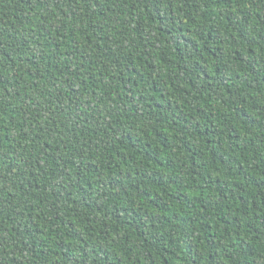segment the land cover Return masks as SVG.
I'll return each instance as SVG.
<instances>
[{"label": "trees", "instance_id": "trees-1", "mask_svg": "<svg viewBox=\"0 0 264 264\" xmlns=\"http://www.w3.org/2000/svg\"><path fill=\"white\" fill-rule=\"evenodd\" d=\"M0 264H264V0H0Z\"/></svg>", "mask_w": 264, "mask_h": 264}]
</instances>
